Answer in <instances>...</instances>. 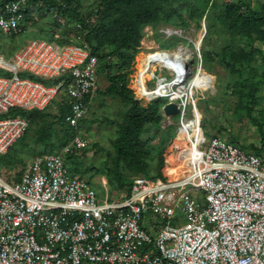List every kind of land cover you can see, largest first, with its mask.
<instances>
[{"label": "built area", "instance_id": "built-area-1", "mask_svg": "<svg viewBox=\"0 0 264 264\" xmlns=\"http://www.w3.org/2000/svg\"><path fill=\"white\" fill-rule=\"evenodd\" d=\"M25 2H0L1 33L26 31ZM187 61L157 66L149 81L184 75ZM98 67L84 42L32 38L0 54L7 72L0 74V154L28 126L11 110L44 109L65 92V119L77 126L85 96L99 87ZM160 97L179 107L190 143L177 152L183 172L166 180L130 175L129 186L98 196L65 162L89 146L76 134L58 153L33 157L17 180L0 174V264H264V158L220 135L194 133V123L183 124L181 96Z\"/></svg>", "mask_w": 264, "mask_h": 264}, {"label": "trees", "instance_id": "trees-1", "mask_svg": "<svg viewBox=\"0 0 264 264\" xmlns=\"http://www.w3.org/2000/svg\"><path fill=\"white\" fill-rule=\"evenodd\" d=\"M4 1L7 0H0V2ZM259 2L258 8H253L252 0H95L92 9L82 16L79 11L80 0H26L23 10V22L25 23L23 27L33 24V12L42 17L53 13L54 16L48 17L47 20H51L55 26L59 24L58 18L60 17L80 26L81 33L74 36L73 43L84 42L89 45L91 54L98 59L99 78L103 73L107 81L104 89H100L102 91L98 87L95 95L85 96L83 100L85 105L99 93L117 97L125 106L122 121L117 124V134L112 140L114 155L107 166L108 182L112 189L129 186L130 182L126 177L130 175L141 174L149 178L168 179L164 174L167 164L172 163L168 159V155L172 153L173 146L184 147L181 143L182 140H176L172 130H161L159 127L162 119L160 109L163 103L154 99L146 107H142L139 101L134 98L133 91L127 86L124 70L129 67L134 53L140 48L143 27L159 22L186 26L187 18L194 20L197 25L203 18L208 17L216 20L219 23V32L227 37L225 45L221 47L218 61L234 80V83L229 86L232 85V92L238 96L239 108H246L247 115L257 123V119L250 115L249 106L254 104L257 99L258 66L253 64L256 54L260 52L258 48L252 46L254 42L258 41L264 48V1L259 0ZM183 13L187 18L183 17ZM174 18L180 21L175 22ZM207 26L210 28L209 25ZM39 28L45 31L41 38L53 41V34L46 31V26ZM15 34L11 33L13 39ZM70 36L59 43H70L72 39ZM145 40L153 45L151 39ZM244 41L249 43L248 50L240 46V43ZM159 46L161 49H169L172 47V43L164 40L159 42ZM1 50L2 48H0ZM12 50L2 51H6L4 55L9 56ZM156 55L158 54L156 53L154 57ZM203 58L210 60L211 55L208 51H203ZM205 68L208 69L206 66ZM132 69H134L136 84L135 92L143 102H147L149 99L146 98L145 92L150 78L146 71L142 50L135 55ZM0 74H7V72L0 69ZM233 74H236V77ZM226 86L228 87V85ZM58 96L60 98L56 96L52 100L57 106L55 114L47 111L52 101L44 109H17L9 112L12 115H20L28 121L27 129L16 141H20L21 144L25 142L30 127L41 122L35 129L37 135L34 139L42 147L39 150H34L33 157L58 153L76 134L80 133V125L85 119H80L77 126H71L65 119L69 112L68 97L65 92L59 93ZM56 126L60 127V134L57 133ZM159 133L158 143L152 145L151 141ZM227 140L245 149L234 137ZM263 140L264 134L261 132V146L250 150L262 158H264L262 154L264 152ZM173 141L176 142L171 146ZM14 145L13 143L3 156L7 155ZM76 155L69 153V158ZM13 166L10 160L6 161L3 166L5 170L2 172L1 168L0 174L8 180H17L24 168L13 175L3 174ZM70 169L71 173L81 172L75 165ZM87 180L91 183L89 179Z\"/></svg>", "mask_w": 264, "mask_h": 264}, {"label": "rangeland", "instance_id": "rangeland-1", "mask_svg": "<svg viewBox=\"0 0 264 264\" xmlns=\"http://www.w3.org/2000/svg\"><path fill=\"white\" fill-rule=\"evenodd\" d=\"M94 2L95 0H80L79 11L82 16H85L86 12L92 9ZM259 3V0H252V7L258 8ZM32 15L34 17L33 24L31 26L26 25V31L23 33L19 32L20 34L16 33L14 39L11 34H3L0 32V48L2 50L6 49L9 51L19 45L20 48L28 40L42 37L45 31L39 28L41 26H46V31H50L53 34L52 40L58 45H64L60 44L59 41L70 35V39L72 38L71 42H73L74 36L81 33L80 26H77V23L68 22L63 17L58 18L59 24L55 26L51 20H47L48 17L54 16L53 13L46 14L43 17L35 12ZM183 17L187 18L184 13ZM173 20L175 22L180 21L177 18ZM187 21L186 26L159 22L155 25H146L143 27L140 48L134 53L129 67L124 70L127 86L133 91L134 98L139 101L142 107H146L154 99H158L163 104L168 101L166 97H150V90L154 86V81L152 80L149 81L148 88L145 92V96L149 101L143 102L135 92L136 84L134 81V69H132L134 57L141 50L144 55V60L151 66L155 62L156 57L154 56L157 53V49L160 48L159 42L167 40L172 43V47L166 50L177 51V48H181L182 51L186 52V56L188 57L184 86L180 87L185 94L181 95V99L178 102L181 104L184 103L185 120L194 123V126L197 128L194 133L198 131L203 136L219 134L226 139L234 137L247 150L261 146V132L264 134V48L262 44L256 41L252 46L258 48L260 51L256 54L253 64L258 66L257 99L254 104H250L249 106L251 109V117H255L258 121L255 123L247 115L246 108H239L237 103L238 96L235 92H232V85L229 86L234 83V80L218 61L221 47L227 41V37L218 30L219 23L208 17L201 19L198 25L192 19L187 18ZM167 28L171 29L172 32L169 33L168 31L166 33ZM145 39H151L153 45L147 43ZM240 46L245 50L250 48L249 43L245 41L241 42ZM19 48L12 50L11 55ZM2 50L0 54L4 55L6 51ZM203 51H208L211 55L210 60L203 58ZM155 70L156 66L153 67L154 72ZM197 73H201L208 79V84L205 85L200 83L199 80H195L194 78ZM101 74L102 76L100 78L98 75L99 90H103L107 84L105 75L103 73ZM233 75L236 77V74ZM148 77H151V75L148 74ZM86 106L85 120L80 125V133L84 135L83 137L89 139V146L79 151L75 157L69 158V154L65 155V162L70 172L72 166H78L83 174L81 172L73 174H78L83 178L89 179L91 186L97 191L98 196L105 191V188L113 192L119 191L120 189H112L108 182L107 166L110 164L111 157L114 155L112 140L117 134V124L122 121L125 106L119 98L105 96L99 93ZM47 111L51 114L57 112V106L53 101L48 106ZM40 123L38 122L30 127L28 136L23 144L20 141L15 142L14 147L7 155L3 156L4 154H0V169L2 168V172L5 170L3 166L6 161L10 160L14 165L9 170L6 168L7 170L3 173L4 175H13V173L25 168L33 158L34 150H39L42 147L34 139L37 135L35 129ZM179 125L180 113L173 116H165L162 114V119L159 123L160 129L166 131L172 130L175 133L176 140H182L181 143L184 146H189L190 143L187 140L186 134L179 129ZM56 130L60 134V127L56 126ZM192 133L193 131L190 132V134ZM159 136L160 133L151 141L152 145L158 143ZM175 142L173 141L171 146ZM178 148V146H173L172 153L168 155V159L172 163L167 164L164 174L169 179L177 178L186 166L177 156ZM262 154L264 155V152ZM199 198H202V196L199 195Z\"/></svg>", "mask_w": 264, "mask_h": 264}, {"label": "bare ground", "instance_id": "bare-ground-1", "mask_svg": "<svg viewBox=\"0 0 264 264\" xmlns=\"http://www.w3.org/2000/svg\"><path fill=\"white\" fill-rule=\"evenodd\" d=\"M176 50L177 51H169L159 48L157 49L158 55H156L155 62H153L151 66H149L145 61V66L148 71V74L151 75V77L149 78L155 77V72L153 71L154 66L169 68L172 66V64L174 63V61H176L177 58L182 57L184 60L188 59L185 51H182L181 48H177ZM186 73L187 70L185 71L184 75L171 78V80L165 84H162L161 79L158 77L156 86H153V88L150 90V97L156 98L159 95H165V96H169L172 99L179 98V96L185 94V92H183L180 89V87L184 86ZM194 79L199 80L200 83L202 84L205 85L208 84L207 82L208 79H206L201 73H197ZM183 124L186 126V125H190L191 122L188 121V122H184Z\"/></svg>", "mask_w": 264, "mask_h": 264}, {"label": "water", "instance_id": "water-1", "mask_svg": "<svg viewBox=\"0 0 264 264\" xmlns=\"http://www.w3.org/2000/svg\"><path fill=\"white\" fill-rule=\"evenodd\" d=\"M179 113V107L177 103L167 101L163 106L161 107V114L165 116H170V115H177Z\"/></svg>", "mask_w": 264, "mask_h": 264}, {"label": "clouds", "instance_id": "clouds-1", "mask_svg": "<svg viewBox=\"0 0 264 264\" xmlns=\"http://www.w3.org/2000/svg\"><path fill=\"white\" fill-rule=\"evenodd\" d=\"M166 50V49H165ZM187 66V65H186Z\"/></svg>", "mask_w": 264, "mask_h": 264}]
</instances>
